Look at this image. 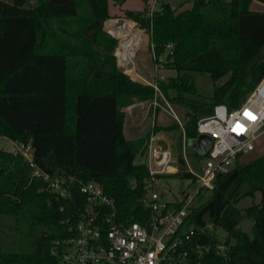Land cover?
Instances as JSON below:
<instances>
[{
  "label": "trees",
  "instance_id": "trees-1",
  "mask_svg": "<svg viewBox=\"0 0 264 264\" xmlns=\"http://www.w3.org/2000/svg\"><path fill=\"white\" fill-rule=\"evenodd\" d=\"M125 1L0 0V136L31 140L44 171L99 182L115 199L121 219L147 223L151 214L141 198L149 172L135 158L144 154L151 129L127 138L124 107L151 100L156 92L107 51L112 37L104 28L113 17L112 3ZM189 1L191 8L165 2L152 17L147 6L129 17L151 31L156 55L166 54L175 70L158 84L184 109L187 135L194 137L200 118L218 104L239 107L264 75V10L251 9L253 0ZM197 72L212 76V95L201 97ZM177 128L173 121L157 124L155 131ZM32 172L21 154L0 148V264L53 261V241L70 233L84 205L78 182L70 197L57 198ZM257 192L260 202L239 207ZM199 198L187 224L222 227L227 254L206 230L200 242L210 250L199 258L194 253V262L264 264V153L217 175L214 189ZM245 217L254 220L252 234L240 227Z\"/></svg>",
  "mask_w": 264,
  "mask_h": 264
},
{
  "label": "built area",
  "instance_id": "built-area-1",
  "mask_svg": "<svg viewBox=\"0 0 264 264\" xmlns=\"http://www.w3.org/2000/svg\"><path fill=\"white\" fill-rule=\"evenodd\" d=\"M178 1L187 0H147L146 14L152 17L163 3L169 2L174 6L173 2ZM135 31L140 32L141 43L147 30L139 25ZM115 54L121 63L128 59L127 55L121 57L118 49ZM138 76L142 77L140 74ZM147 84L156 91L149 105L154 115L151 135L142 155L143 164L149 172L146 193L141 198L151 214L147 223L121 219L115 199L105 192L99 182L81 181L72 175L54 176L44 171L35 160V147L31 140L0 136L11 143L10 150L14 154L23 156L33 169L32 175L45 182L44 189L57 198L70 197L73 183L78 182V189L84 195L78 221L70 227L66 237L53 241L54 260L43 264H200V261L194 262V253L199 258L203 251L210 250V245L200 242L210 224L195 226L187 222L193 207L202 201L200 194L212 191L217 175L229 172L242 155L255 150L264 133V75L239 107L229 109L226 104H218L212 115L200 118L194 137L187 135L184 122L159 84L149 81ZM161 99L169 110L163 106ZM145 104L146 101L141 102L142 107ZM137 105L133 103L126 107L131 109ZM162 109L168 110L181 131L178 140L168 141L166 147L160 144L161 140H165L162 132L155 131ZM200 134H208L212 138V144L205 154L198 152ZM189 140L192 141L191 145ZM180 171L190 174L189 177L196 184L195 189L192 192L183 190L181 197L167 199L159 183L162 177L176 175ZM217 249L227 254L225 242L220 241Z\"/></svg>",
  "mask_w": 264,
  "mask_h": 264
},
{
  "label": "rangeland",
  "instance_id": "rangeland-1",
  "mask_svg": "<svg viewBox=\"0 0 264 264\" xmlns=\"http://www.w3.org/2000/svg\"><path fill=\"white\" fill-rule=\"evenodd\" d=\"M146 2L147 1H145V3ZM131 3L133 7L139 9L142 7L143 0H132ZM191 3H192L191 1L187 0L184 1L181 6L180 3L178 2H173V5L176 6L179 10H182L185 8V4L186 6H190ZM111 9H112L111 13L113 14V17L105 21L104 28H107L109 31H111L110 30L112 29L111 26H109V28L107 27V22L109 20H113L112 24H116V23L126 22L127 19H128L127 24L129 25V27L133 28L134 30L137 28V27L135 28L134 26L137 25L138 22L135 19L129 17L128 12L130 11L128 9H122L121 5L118 4H112ZM121 27H124V25H122ZM108 30L106 31L109 32ZM109 34L111 35L112 40L107 44V46L109 47V50L107 51L113 53L116 56L115 53L122 41L121 38L117 36L115 33L113 34L112 32H109ZM121 35L122 34H120V36ZM126 36H128L127 38H131V33L126 34ZM153 46L154 44L151 39V31H145V34L143 33L142 41L139 47L135 50V53L133 55H130V57H127L129 60L126 59L124 62L120 64V66L133 79L142 81L144 83H147L148 81L158 83V81L162 79L168 80L169 77L171 75H175L176 72L167 63L166 54L162 56H157L155 51L153 52V48H154ZM116 58L118 60L117 56ZM118 62L120 63L119 60ZM138 74H140L142 77L138 76ZM195 81L198 91L201 94V97L204 98L212 95L214 88V80L209 73L197 72L195 75ZM160 98L161 97L159 96V99ZM153 99L147 100L146 104L143 105V107L141 105V102L143 103L145 101H136L135 103H137L138 105L135 108L127 109V107H124V111H125L124 124H126L127 135H130L132 133L138 136L137 138H139L147 134V131L151 127L152 121L154 119L153 111L149 110V105ZM160 101L163 103V106L168 109V106L165 104L164 100L162 101L161 99ZM172 107L175 109L180 119L184 122V115H185L184 109L183 108L181 109V107L178 106H174L173 104ZM167 109L165 110L162 109L160 111L157 121L158 124L164 125L176 121L169 114L168 112L169 109L168 110ZM133 127L134 129L135 128L137 129L136 133L133 132L134 131L132 130ZM161 132H162V136L165 137V140H161L160 144L164 147L167 146V142L170 140L172 141L175 140L176 142L181 133L179 128L170 131L163 130ZM189 144L190 145L192 144L191 140H189ZM11 146L12 145L10 142H8L5 138L0 137V148L11 151L10 150ZM262 153H264V133L259 138L255 150L242 155L241 158L239 159V162L240 163L246 162ZM143 162H144V157L140 154L137 155V157L135 158V163L141 164ZM195 186L196 184L192 182L191 177L180 178L174 175L162 177V180L159 183V187L163 191L167 199H172L174 197H181L183 190H188L192 192L195 189ZM261 197L262 196L260 192H257L254 197L253 196L244 197L239 202V207L245 208L254 203H258L260 202ZM253 225H254V220L250 217H245L240 223L241 229L249 234L253 233ZM209 231L210 233L214 234L220 241L224 242L226 240L227 232L222 227L214 226L213 224L210 223ZM8 233L9 232L7 229V232L3 233L2 237H6Z\"/></svg>",
  "mask_w": 264,
  "mask_h": 264
},
{
  "label": "crops",
  "instance_id": "crops-1",
  "mask_svg": "<svg viewBox=\"0 0 264 264\" xmlns=\"http://www.w3.org/2000/svg\"><path fill=\"white\" fill-rule=\"evenodd\" d=\"M132 0H126L122 5H121V8L122 9H128L129 11H143L144 9H145V7H146V3H145V0H143V4H142V7L141 8H135V7H133V5H132ZM178 3H180L179 1H178ZM113 4V3H112ZM112 6V5H111ZM192 7V3L190 4V6H186V4H185V8H191ZM184 8V9H185ZM251 9H253V10H264V3L263 2H260V1H258V0H253L252 1V3H251ZM112 10V9H111ZM128 20V19H127ZM127 20H126V22H121V23H116V24H112V21L113 20H109L108 22H107V27L109 28V26H111V28L112 29H110L112 32H115V33H120V34H122L121 35V41L124 39L123 37H128V36H126V34H128L129 33V31L131 30V31H134V29L133 28H131V27H129V25L127 24ZM122 25H124V27H122L121 29H118V27H121ZM126 28H128L129 29V31H127V29ZM106 30H108L107 28H105ZM109 31V30H108ZM111 31H109V32H111ZM103 49H107V47H104ZM118 64L120 65V63L118 62ZM138 112V111H137ZM137 112H135V113H137ZM135 125V124H134ZM132 130H134L133 132L134 133H136L137 132V129L135 128L134 129V127L132 128ZM127 131H126V124H124V133H125V135H126V137L127 138H129V139H135V138H137L138 136H136L135 134H130V135H127V133H126ZM131 132V131H130Z\"/></svg>",
  "mask_w": 264,
  "mask_h": 264
},
{
  "label": "bare ground",
  "instance_id": "bare-ground-1",
  "mask_svg": "<svg viewBox=\"0 0 264 264\" xmlns=\"http://www.w3.org/2000/svg\"><path fill=\"white\" fill-rule=\"evenodd\" d=\"M126 29L127 31H129L128 28ZM129 33H131V38H124L119 45L118 53L120 54L121 57L126 55L127 57H130V55H133L135 53V50L140 45V32L135 30L134 31L130 30Z\"/></svg>",
  "mask_w": 264,
  "mask_h": 264
},
{
  "label": "water",
  "instance_id": "water-1",
  "mask_svg": "<svg viewBox=\"0 0 264 264\" xmlns=\"http://www.w3.org/2000/svg\"><path fill=\"white\" fill-rule=\"evenodd\" d=\"M131 14H132L131 11L128 12L129 16ZM136 26L139 27V24L137 23ZM187 116H189V115H187ZM211 144H212V138L208 134H200L198 136L197 147H198V152L200 154H205L208 151V149L210 148ZM149 230H151L150 226H149Z\"/></svg>",
  "mask_w": 264,
  "mask_h": 264
}]
</instances>
